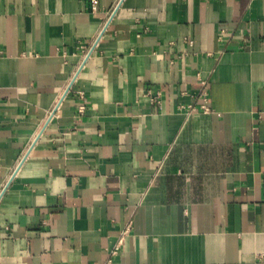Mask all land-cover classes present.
<instances>
[{"label": "crops", "instance_id": "crops-1", "mask_svg": "<svg viewBox=\"0 0 264 264\" xmlns=\"http://www.w3.org/2000/svg\"><path fill=\"white\" fill-rule=\"evenodd\" d=\"M0 264H264V0H0Z\"/></svg>", "mask_w": 264, "mask_h": 264}, {"label": "built area", "instance_id": "built-area-1", "mask_svg": "<svg viewBox=\"0 0 264 264\" xmlns=\"http://www.w3.org/2000/svg\"><path fill=\"white\" fill-rule=\"evenodd\" d=\"M203 108H204V109H207V107H206L205 105H203Z\"/></svg>", "mask_w": 264, "mask_h": 264}]
</instances>
